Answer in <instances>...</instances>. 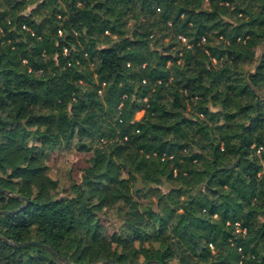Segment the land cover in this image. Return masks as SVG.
<instances>
[{"label": "trees", "instance_id": "1", "mask_svg": "<svg viewBox=\"0 0 264 264\" xmlns=\"http://www.w3.org/2000/svg\"><path fill=\"white\" fill-rule=\"evenodd\" d=\"M263 42L264 0H0V236L74 264H264ZM62 148L93 160L57 196ZM0 264L64 263L0 239Z\"/></svg>", "mask_w": 264, "mask_h": 264}, {"label": "rangeland", "instance_id": "2", "mask_svg": "<svg viewBox=\"0 0 264 264\" xmlns=\"http://www.w3.org/2000/svg\"><path fill=\"white\" fill-rule=\"evenodd\" d=\"M142 114V111L136 113L135 118L139 119ZM92 160V153H81L74 149L62 148L50 151L46 159L47 175L56 180L58 184L54 190L55 195L63 196L73 183H79L90 167ZM111 217L113 215L109 213L108 219L102 221L107 226L106 232L108 234L116 228V225L110 223ZM136 245L138 249L145 246L138 243Z\"/></svg>", "mask_w": 264, "mask_h": 264}, {"label": "water", "instance_id": "3", "mask_svg": "<svg viewBox=\"0 0 264 264\" xmlns=\"http://www.w3.org/2000/svg\"><path fill=\"white\" fill-rule=\"evenodd\" d=\"M263 50H264V42L262 44V54H263ZM259 63H260V60L257 63V65H259ZM0 191L1 192H4L6 194H11L10 192L5 191V190H3L1 188H0ZM21 199L25 202V204H27V202H28L27 199H25V198H21ZM15 211H19V209L14 210V212ZM5 212L8 213V211H5ZM0 239H2L5 243H8V244L13 245V246H18V247H27V246H30V245L42 246V247L46 248L47 250H49L51 252V254L55 258H57L60 262H62L64 264H74V263H68V262H66L62 257H60L57 253H55L50 247H48L46 245H43V244H40L39 242H36V241L22 242V243H20V242H13V241H9V240H7L5 238H2L1 236H0ZM149 263H151V262H145L144 264H149ZM97 264H112V261L111 260H108V261L101 262V263H97Z\"/></svg>", "mask_w": 264, "mask_h": 264}]
</instances>
